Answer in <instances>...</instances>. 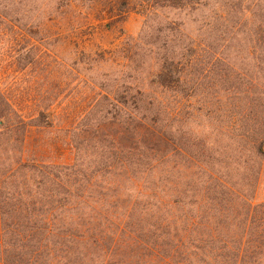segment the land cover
I'll return each instance as SVG.
<instances>
[{
	"label": "trees",
	"instance_id": "1",
	"mask_svg": "<svg viewBox=\"0 0 264 264\" xmlns=\"http://www.w3.org/2000/svg\"><path fill=\"white\" fill-rule=\"evenodd\" d=\"M28 31L29 42L43 40ZM173 47L157 56L142 86L131 76L106 90V164L91 171L75 160L25 158L26 136L45 126L44 113L24 116L0 88V141L8 136L13 152L8 181L0 179L1 264H264V202L227 178L247 152L254 193L264 158V87L243 91L247 126L237 124L232 105L206 112L234 119L220 133L236 143L235 153L192 145L177 127L206 110L189 104L202 71L197 57ZM27 50L20 62L28 66L36 58L27 59ZM70 146L77 150L72 137ZM119 255L125 258L116 261Z\"/></svg>",
	"mask_w": 264,
	"mask_h": 264
},
{
	"label": "rangeland",
	"instance_id": "2",
	"mask_svg": "<svg viewBox=\"0 0 264 264\" xmlns=\"http://www.w3.org/2000/svg\"><path fill=\"white\" fill-rule=\"evenodd\" d=\"M166 2L0 0V88L24 116L44 113L45 126L31 127L26 136L25 158L75 160L89 171L106 164V90L120 88L131 76L142 86L148 71L157 70V56L170 44L175 52L188 51L198 58L202 72L196 76L202 84L189 104L194 110L207 106L178 126L177 135L185 132L192 145L205 144L208 152L235 153L236 143L220 133L234 119L206 112L232 105L237 124H250L243 91H250L251 83L264 87V0H178L175 7ZM28 29L43 40L29 42ZM27 48L32 50L26 58H36L28 66L20 62ZM70 137L77 150L71 148ZM12 155L4 136L0 179L8 177ZM248 157L244 152L227 178L258 204L264 202V158L253 193Z\"/></svg>",
	"mask_w": 264,
	"mask_h": 264
}]
</instances>
